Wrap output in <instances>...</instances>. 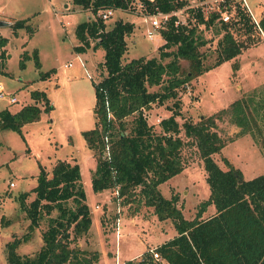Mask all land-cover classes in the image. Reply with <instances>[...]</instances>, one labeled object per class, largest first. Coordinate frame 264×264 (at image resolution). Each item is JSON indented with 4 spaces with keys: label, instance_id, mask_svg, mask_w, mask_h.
<instances>
[{
    "label": "trees",
    "instance_id": "trees-1",
    "mask_svg": "<svg viewBox=\"0 0 264 264\" xmlns=\"http://www.w3.org/2000/svg\"><path fill=\"white\" fill-rule=\"evenodd\" d=\"M73 4L88 9L93 18L79 22L75 28L79 43L76 51L88 47L102 48L104 59L100 65L105 73L101 79L93 82L95 104L94 127L83 131L86 146L95 151L97 159L91 176V185L95 192L104 189L118 190L120 205L128 208L136 201L132 215L142 206L153 209L159 220H172L176 233L155 248L159 251V261L144 251L139 259L128 260V264H264V173L244 179L242 170L223 158L227 168H223L213 157L225 146V140L216 127V119L229 114L230 120L240 127L238 136L250 133L254 136L255 116L259 115L261 100L252 96L240 97L225 108L211 113L196 121H184L180 124L177 116L181 114L179 100L176 99L170 109L172 113L159 120L160 130L156 131L148 123L146 108L153 102L163 103L170 97L176 98V90L192 78L217 66L225 60L241 54L240 43L229 29L231 26L243 27L244 31L257 29L251 16L239 10V19L233 23L223 22V37L218 41V57L214 64L205 65L203 53L199 47L205 45L206 38L197 32V25H175L176 17L170 16L168 27L161 30L165 42L159 48L160 56H139L123 62L127 52L126 38L133 31L134 21L118 19L110 29L106 21L98 15L99 9L120 8L127 10L134 0H72ZM148 9L157 5L162 11L177 9L185 4L184 0H142ZM195 16L200 23L210 26L217 17L211 13L208 19L197 9ZM28 28L29 36L34 29L20 18L12 22V32L17 34L20 27ZM264 32V12L259 19ZM93 40H96L93 42ZM7 36L0 33V73H5L9 54L6 50ZM175 46L174 49L169 47ZM172 55L168 62L163 59ZM34 59L39 69L41 59L37 49L31 54L21 52L20 67H25L27 58ZM180 59L189 60V69L182 73ZM236 61L232 69H238ZM55 68L39 70L41 78L50 77ZM183 74V75H182ZM159 85L160 90H149ZM32 103L23 104L16 111L8 106L0 110V130L11 128L26 139L23 125L41 118V110L52 108L45 90L30 91ZM42 104V106H41ZM133 116L127 127L126 118ZM264 119V113L261 116ZM191 138L198 147L206 171V182L210 186L208 198L202 200L191 219L183 215L178 206L179 196L173 193L165 197L160 183L172 178L184 168L181 150L184 140ZM107 152V153H105ZM37 183L29 191L18 195L21 209L25 211L29 227L38 226L43 214L49 215L47 227L42 232L41 248L34 254L20 255L16 249L26 234L7 241V260L11 264H95L99 251H91L79 245L78 238L89 232L92 219L86 192L81 181V167L77 161L58 159L48 170L39 163ZM243 178L242 182L239 178ZM139 189L137 190V188ZM34 192V198L26 202V196ZM117 199V197H116ZM71 200L74 205H69ZM210 204L215 212L202 217ZM56 216H51L53 210ZM132 211V210H131ZM117 217H114V220ZM102 222V221H101ZM103 223V222H102Z\"/></svg>",
    "mask_w": 264,
    "mask_h": 264
},
{
    "label": "rangeland",
    "instance_id": "rangeland-1",
    "mask_svg": "<svg viewBox=\"0 0 264 264\" xmlns=\"http://www.w3.org/2000/svg\"><path fill=\"white\" fill-rule=\"evenodd\" d=\"M247 1L254 15L260 19L264 12V0ZM187 3H193V0H187ZM177 16L182 20L187 18L189 24H193L195 18L196 23L199 21L191 8ZM20 18L26 19L27 24L37 32L29 36L28 28L23 26L20 27V34L15 36L10 26L1 25L3 33L8 37L6 47L9 56L6 72L0 73V81L6 91L16 95L18 101L10 102L8 95L0 98V110L8 106L16 111L23 103H32L34 99L30 91L34 89L45 90L52 108L49 111L42 109L39 120L23 125L22 132L26 139L11 128L0 130V264H11L7 260V241L21 238L26 232L25 239L16 249L20 255H34L43 245L41 236L48 225L49 215L44 213L39 225L30 229L25 211L19 206L18 195L36 185L39 163L51 170L58 158L77 161L81 167V181L86 192V202L90 206L92 225L89 232L78 238V241L82 247L99 251L100 260L97 264H116V256L121 264H128L129 259L137 258L144 251L152 254L150 248H155L173 234L175 227L172 220H159L153 209L144 205L133 215V220H123V217L132 216L136 201L128 208L127 204L123 206L118 203L115 190L95 192L91 185L97 156L94 150L87 148L83 131L94 127L93 82L101 79L105 73L100 65L103 50L88 47L87 59L84 60L87 66H84L74 46L79 42L75 34L76 25L93 18V14L88 9L74 5L72 0H0V21ZM118 19L134 21L135 24L126 38L127 52L122 58L123 62L132 57L160 56L158 47L163 42L162 36L158 34L148 38L146 29L150 25L138 10L136 2L127 10L116 8L112 16L107 18L106 28L110 29ZM229 29L237 41L243 42L242 53L180 85L176 89V98L170 97L163 103L153 102L150 108L145 109V113L148 123L159 131V120L172 113L170 107L176 99L179 100L181 110L177 116L180 124L189 120L196 122L201 116L215 113L243 96H252L255 101L261 100L259 115L255 116L256 125L251 123L254 136L250 133L238 136L240 127L230 120L227 113L216 119L217 131L225 140V146L220 152L214 153L213 157L223 168H227L223 158H228L242 170L246 179L264 173V119L261 117L264 113V32L258 28L248 32L243 27L235 26ZM224 30L220 22L208 27L198 24L197 32L207 40L205 45L199 47L205 65L214 64L217 60L218 41L222 39ZM155 32L159 33L158 30ZM174 48L171 46L168 50ZM25 49L29 54L37 49L42 63L39 69L35 67L32 57L26 59L25 67H20L21 52ZM171 58L172 55L163 61L168 62ZM234 61L239 66L236 70L232 69ZM69 62L71 65H68ZM179 63L182 73L189 69L188 59H180ZM52 67L55 71L50 77L38 76L39 70L45 71ZM85 68H88L92 76L87 74ZM160 89L159 85L149 87L150 91ZM132 117L126 118L127 127ZM181 136L185 141L181 150L184 168L160 183L159 188L167 198L177 193L178 206L183 215L191 219L200 202L208 198L210 186L206 182V171L198 147L191 138L185 136L184 130ZM10 181L14 182L13 186L9 184ZM34 195L31 192L26 196V202L33 199ZM68 204L74 205L71 200ZM214 212L215 206L210 204L203 217ZM57 214L55 209L50 215ZM114 217H119L122 222L118 239L115 237L118 220H114ZM110 248L112 258L108 255Z\"/></svg>",
    "mask_w": 264,
    "mask_h": 264
},
{
    "label": "built area",
    "instance_id": "built-area-1",
    "mask_svg": "<svg viewBox=\"0 0 264 264\" xmlns=\"http://www.w3.org/2000/svg\"><path fill=\"white\" fill-rule=\"evenodd\" d=\"M150 1L155 2V0H150ZM184 1H185V4L182 5L181 7H178L177 9H173L167 12L158 9L157 5L154 6V9L150 10L148 9L147 4L143 2L142 0H134L132 1V4L134 5L135 2L136 4H138V10L142 12L143 18L146 21H148L150 25L149 28L146 29V35L148 36V38L154 37L158 34L161 36V30L166 29L168 27V22L170 20L171 15H174L176 17L175 25L182 24L185 26L186 25L192 26V25L200 24L199 21L198 23H196V20H197L196 18L194 19L193 24H189L187 21V18L182 20L180 17L177 16L178 13L185 11L187 8H191L192 10H194V14L197 9H200V11L202 12V16L205 19H208L211 13H215L217 17L215 18L214 24L218 22L233 23L237 21L239 19L237 12L242 9L246 11L248 15L251 16V19L254 22V25L259 30H262L261 27L259 26V19L257 18L256 15H254L247 0H193V3H190V4L187 3V0H184ZM114 10L115 8L113 7L106 8V9H99L97 13L98 15L101 16L102 19L106 21L108 17L112 16ZM201 24L205 26V23H201ZM155 30H158L159 33H156ZM81 62H82V65L85 66V62L82 58H81ZM68 65H71V62H69ZM86 72L89 76H92L87 71V69H86ZM7 95L9 96L10 102L18 101V98L16 97V95H14L13 92L6 91L3 83L0 81V98L3 99V97ZM9 184L13 186L14 182L10 181ZM115 191H116V197L119 203L120 197L117 196L118 190L116 189ZM117 220H118L117 227L115 229L116 239H118V236L120 235V227H121V224H120L121 222L119 220V217L117 218ZM150 251L152 253L153 258L160 259L159 251L156 248H150ZM121 263L122 262H120L116 256V264H121Z\"/></svg>",
    "mask_w": 264,
    "mask_h": 264
},
{
    "label": "crops",
    "instance_id": "crops-1",
    "mask_svg": "<svg viewBox=\"0 0 264 264\" xmlns=\"http://www.w3.org/2000/svg\"><path fill=\"white\" fill-rule=\"evenodd\" d=\"M67 5V4H66ZM6 23L4 24V25H8V26H10L11 27V24H12V22L13 21H5ZM2 25V24H1ZM12 28V27H11ZM12 31V30H11ZM37 31L35 30L34 31V33L33 34H35ZM0 33L1 34H3V35H5L4 33H3V30H2V26H0ZM12 34H13V32H12ZM20 34V29H18L17 30V34L15 35V36H17V35H19ZM6 36V35H5ZM8 38V37H7ZM163 39V38H162ZM25 42H27V41H25ZM165 42V40L163 39V42H162V44ZM79 43V42H78ZM78 43H76V44H78ZM25 44V43H24ZM6 47V46H5ZM97 49H100V47H98V48H96V49H93V50H97ZM102 49V48H101ZM6 50H7V47H6ZM26 50V49H25ZM103 50V49H102ZM7 53H8V51H7ZM75 53H76V55L78 54L79 56H81V58L83 59V60H85L86 61V59H87V49L86 50H84V51H75ZM103 53H104V51H103ZM103 53H102V56H103ZM103 59H104V56H103V58H102V60L101 61H103ZM85 66H87L86 64H85ZM88 69V68H87ZM88 72H89V70H88ZM90 75H91V72H90ZM26 103H28V102H26ZM26 103H23V104H26ZM22 104V105H23ZM22 107V106H21ZM20 107V108H21ZM19 108V109H20ZM11 110V109H10ZM18 110V109H17ZM85 144H86V142H85ZM58 159H60V158H58ZM61 159H65V158H61ZM67 160H69V161H71L70 159H67ZM79 164V163H78ZM255 176V175H254ZM104 190H106V189H104ZM104 190H101V191H98V192H102V191H104ZM214 205V204H213ZM204 213V212H203ZM134 215H136V214H134ZM133 217V215L132 216H130L129 218L128 217H123V220H133L134 218H132ZM136 217V216H135ZM202 217H203V214H202ZM121 222V221H120ZM121 224V226H122V222L120 223ZM172 225H173V223H172ZM176 233V230H174L173 231V234L171 235V236H169L168 238H165L164 240H162L161 242H164L165 240H167V239H169V238H171V237H173V235ZM109 250H111V248L109 249ZM111 252H112V250H111ZM111 252L109 253V251H108V255L112 258L113 257V252H112V254H111ZM115 254V253H114ZM141 256V254H139L138 256H137V258L138 257H140ZM99 257H100V253H99ZM137 258H135V259H137ZM114 259H115V255H114ZM135 259H129V260H135ZM115 261H116V259H115ZM99 262V261H98ZM97 262V263H98ZM96 263V264H97Z\"/></svg>",
    "mask_w": 264,
    "mask_h": 264
},
{
    "label": "water",
    "instance_id": "water-1",
    "mask_svg": "<svg viewBox=\"0 0 264 264\" xmlns=\"http://www.w3.org/2000/svg\"><path fill=\"white\" fill-rule=\"evenodd\" d=\"M5 23H6V22H5V21H3V20H2V21H0V26H1V24H5ZM242 180H243V178H242V177H241V178H239V181H240V182H242Z\"/></svg>",
    "mask_w": 264,
    "mask_h": 264
}]
</instances>
